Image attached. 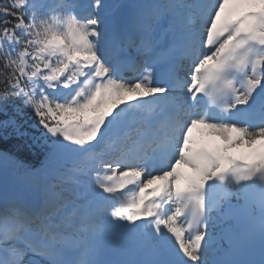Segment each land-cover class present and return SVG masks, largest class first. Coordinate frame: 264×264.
I'll return each mask as SVG.
<instances>
[{
	"label": "snow or ice",
	"instance_id": "1",
	"mask_svg": "<svg viewBox=\"0 0 264 264\" xmlns=\"http://www.w3.org/2000/svg\"><path fill=\"white\" fill-rule=\"evenodd\" d=\"M11 136L0 264H264V0H0Z\"/></svg>",
	"mask_w": 264,
	"mask_h": 264
},
{
	"label": "trees",
	"instance_id": "2",
	"mask_svg": "<svg viewBox=\"0 0 264 264\" xmlns=\"http://www.w3.org/2000/svg\"><path fill=\"white\" fill-rule=\"evenodd\" d=\"M31 141L18 139L14 136L9 137L6 143L0 146L3 151H10L18 160L22 161L25 165L38 168L41 165L44 157L38 147L30 146ZM7 177L12 182L23 183L21 177L15 172H9Z\"/></svg>",
	"mask_w": 264,
	"mask_h": 264
},
{
	"label": "rangeland",
	"instance_id": "3",
	"mask_svg": "<svg viewBox=\"0 0 264 264\" xmlns=\"http://www.w3.org/2000/svg\"><path fill=\"white\" fill-rule=\"evenodd\" d=\"M0 151H1V150H0ZM8 184H9L10 187H17V188L23 189V185H22V186H19V185H13V184H10L9 182H8Z\"/></svg>",
	"mask_w": 264,
	"mask_h": 264
},
{
	"label": "bare ground",
	"instance_id": "4",
	"mask_svg": "<svg viewBox=\"0 0 264 264\" xmlns=\"http://www.w3.org/2000/svg\"><path fill=\"white\" fill-rule=\"evenodd\" d=\"M128 2V1H127Z\"/></svg>",
	"mask_w": 264,
	"mask_h": 264
}]
</instances>
